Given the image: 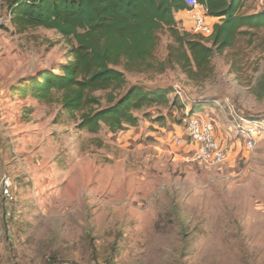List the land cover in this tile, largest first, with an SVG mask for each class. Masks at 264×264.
Masks as SVG:
<instances>
[{
    "label": "rangeland",
    "instance_id": "374dc122",
    "mask_svg": "<svg viewBox=\"0 0 264 264\" xmlns=\"http://www.w3.org/2000/svg\"><path fill=\"white\" fill-rule=\"evenodd\" d=\"M243 6L259 12L264 0ZM180 19L193 34L185 12ZM169 42L160 33L156 59ZM68 50L53 30L16 31L0 0V174L14 193L0 214V264L81 263L84 254L89 264H264V139L248 152L229 133L234 117L264 119V29L215 56L207 80L177 68L125 72L126 90L170 87L184 106L146 110L116 133L81 130L61 93L16 92L30 77L59 73ZM92 95L105 106L104 92ZM197 114L229 149L221 167L175 143Z\"/></svg>",
    "mask_w": 264,
    "mask_h": 264
},
{
    "label": "trees",
    "instance_id": "16d2710c",
    "mask_svg": "<svg viewBox=\"0 0 264 264\" xmlns=\"http://www.w3.org/2000/svg\"><path fill=\"white\" fill-rule=\"evenodd\" d=\"M2 1L19 33L53 30L69 45L68 61L59 73L30 77L16 92L44 99L61 93L62 108L77 113L79 128L88 133L101 127L110 133L136 127L137 115L153 108L182 110L184 104L170 87L126 90L125 72L161 74L177 68L189 80H207L215 56L235 46L239 38L264 29V10L243 13L244 0H198L218 20L207 38L179 27L175 15L187 9L183 0ZM162 32L170 42L164 59L158 60L155 51ZM94 92L105 93L104 107Z\"/></svg>",
    "mask_w": 264,
    "mask_h": 264
},
{
    "label": "built area",
    "instance_id": "2783aa9c",
    "mask_svg": "<svg viewBox=\"0 0 264 264\" xmlns=\"http://www.w3.org/2000/svg\"><path fill=\"white\" fill-rule=\"evenodd\" d=\"M263 1V0H260ZM187 9L185 14L191 22V32L204 38L213 31V17L198 0H183ZM234 123L229 126V133L238 138L246 151L255 150L259 142L264 139V119L233 118ZM177 145H186L192 153L193 160L199 164L217 168L221 167L229 158L230 152L226 145L218 138L211 119L201 115H187L185 127L181 137L175 139ZM13 184L9 176L0 174V214L13 202ZM49 264H68L66 262H52Z\"/></svg>",
    "mask_w": 264,
    "mask_h": 264
},
{
    "label": "crops",
    "instance_id": "0c3cea01",
    "mask_svg": "<svg viewBox=\"0 0 264 264\" xmlns=\"http://www.w3.org/2000/svg\"><path fill=\"white\" fill-rule=\"evenodd\" d=\"M260 2H261V1H260ZM261 11H262V10H261ZM184 12H185V11H182V12H179V13H177V14L175 15V18H176V20L179 22V24H180V22H182V23L184 24V21H182V20L180 19V15H181L182 13H184ZM259 12H260V11H259ZM253 13H258V11H252V10H251V11L249 12V14H253ZM181 18H182V16H181ZM212 20H213L214 23H216V22L218 21L217 18H214V17H213ZM183 24H182V26H183ZM184 29L186 30V28H184ZM187 31H188V30H187ZM81 259H82V260H80L81 263H79V262H73V263H72V262H70V261H72V260H69V261H68V264H84V263H85V264H86V263L89 264V262H91V261H90V257L87 256L86 254H84V256H82Z\"/></svg>",
    "mask_w": 264,
    "mask_h": 264
}]
</instances>
